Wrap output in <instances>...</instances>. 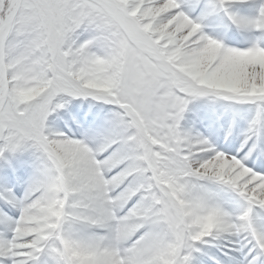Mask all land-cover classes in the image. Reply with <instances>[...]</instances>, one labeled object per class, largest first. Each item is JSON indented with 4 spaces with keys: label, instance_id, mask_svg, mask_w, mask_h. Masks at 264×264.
Here are the masks:
<instances>
[{
    "label": "snow or ice",
    "instance_id": "6c2138e0",
    "mask_svg": "<svg viewBox=\"0 0 264 264\" xmlns=\"http://www.w3.org/2000/svg\"><path fill=\"white\" fill-rule=\"evenodd\" d=\"M0 264H264V0H0Z\"/></svg>",
    "mask_w": 264,
    "mask_h": 264
}]
</instances>
